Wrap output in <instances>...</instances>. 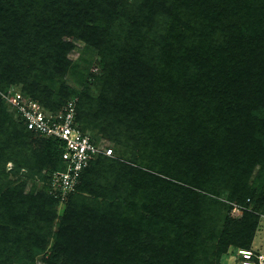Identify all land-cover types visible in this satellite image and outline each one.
<instances>
[{"label":"trees","instance_id":"obj_1","mask_svg":"<svg viewBox=\"0 0 264 264\" xmlns=\"http://www.w3.org/2000/svg\"><path fill=\"white\" fill-rule=\"evenodd\" d=\"M196 7L200 12L192 14ZM201 12L209 13L212 22L200 21ZM72 23L79 36H71L84 39L101 57L98 97L91 96L83 77L80 90L62 80L56 83L69 63L63 53L70 44L60 47L54 41L57 44L46 46L45 52L37 49L44 43L42 32L69 30ZM208 28L218 34L217 43L207 38ZM110 50L119 54L114 56ZM35 71L44 73L40 80L32 75H38ZM0 81L5 86L20 84L19 91L47 111H58L74 100L79 128L87 133L88 126L98 129L95 135L89 133L96 140L99 133L111 134L121 151L119 158L113 151L111 157L92 160L74 190L62 199L65 207L51 247L55 256L49 253L53 261L48 264H68L74 259L88 264L100 254L103 264H154L152 260L159 258L163 264L171 259L182 264L206 259L209 264L216 235L222 253L249 242L257 218L252 210H245L241 220L231 221L230 203L201 190L217 197L225 190L228 201L241 204L253 198L255 208L264 209L260 188L264 178L259 187L247 185L254 166L264 168V0H0ZM172 95L183 102L177 118H172L177 126L172 141L176 148L182 146L180 160L192 165L191 169L184 166L190 182L164 181L168 187L151 191L144 208L126 206L121 198L112 197V188L141 175L153 181L158 178L133 165L138 153L133 142L147 143L148 129L141 132L140 128L149 125L124 127L123 120L133 122L140 109L165 108ZM184 105H190L187 113ZM6 106L1 96L0 134L6 146L0 151V205L11 215L13 203L27 202L20 182L9 186L5 172L16 148L19 155L24 154V165L29 159L36 165L38 157L51 161L45 192L31 196L24 212L36 211L37 217H43L46 211L51 218L54 204L63 202L49 194L51 174L63 166L59 142L28 130ZM136 107L138 111L133 112ZM109 108L117 111L112 120ZM168 108L170 114L178 110L177 105ZM205 122L220 126L210 134L200 131ZM33 136L45 141L46 151L32 147ZM171 216L174 223L170 224ZM169 227L175 231L171 247L160 230ZM0 230L11 231L8 222L0 224ZM144 231L153 248L140 246ZM4 244L0 242L1 251ZM144 251L152 256L143 258ZM7 261L0 255V264Z\"/></svg>","mask_w":264,"mask_h":264},{"label":"rangeland","instance_id":"obj_2","mask_svg":"<svg viewBox=\"0 0 264 264\" xmlns=\"http://www.w3.org/2000/svg\"><path fill=\"white\" fill-rule=\"evenodd\" d=\"M26 2V0H24ZM27 4V3H26ZM40 5V4H35ZM200 12V9L197 7L195 8V11L192 14H197ZM201 18L200 21L204 23H208L211 21V15L206 12L200 13ZM212 22V21H211ZM75 25L72 23L70 25L69 30L60 31L62 29L58 30H46L44 33L41 34L44 35V37H41V41L44 39V43L42 46H37V49L40 51L45 52L46 46H52L58 45L61 47L64 43L70 44V47L63 53L64 57L69 61L67 63L66 71L63 73L61 79L57 80L56 83H60L61 80L65 85L74 87L77 90L82 89L83 85H81L82 77L83 81L87 83L89 87V92L91 96L98 97L100 93L101 84L100 81L97 80V77L101 76L103 72V65L101 63V57L99 55V52L92 47V45H87L86 41L79 37H73V36H79V32L75 31ZM74 29V30H73ZM207 30L208 35L207 38H209L214 43L218 42V34L215 35L212 29L208 28ZM73 30V31H72ZM53 31H56L55 33H52ZM72 31V32H71ZM73 35V36H71ZM217 36V38H216ZM221 39V36H220ZM54 41L57 42L54 44ZM210 41V42H211ZM37 41L33 40L31 42L32 45H35ZM111 51V50H110ZM111 54L114 56L119 54L117 51H111ZM114 62V60H112ZM45 63H47V60H45ZM111 65V64H110ZM109 65V66H110ZM4 69V66H3ZM48 69V68H47ZM52 70L49 68L48 72L53 73ZM191 70L189 71V73ZM36 74H32L35 78L40 80L42 77L39 75H42L44 73H40L39 71H35ZM13 75V74H12ZM55 78H57V74L53 75ZM208 77V76H207ZM205 77V79H207ZM0 97L2 94L7 93L9 89H18L21 88L20 84H12V85H6L0 81ZM172 100L167 101L165 104V108L168 105H172L173 108L177 105L178 110L174 108L173 113L170 114V108L159 109L155 108L153 111H145L139 110L138 107L135 108L136 117L134 118L133 122L124 121L123 126L125 127L127 124L133 125L138 127V125H143L147 123V128L144 129V127L140 128L141 132H145L147 129V133L145 135L146 144L145 142L134 141L135 143V151L138 152L135 154L134 159H136L135 163L133 165L137 168L142 169L144 172L148 173V176L154 175L158 180L154 179L155 181L151 180V178L142 177L143 175L139 177H134L132 179H127L126 183H120L117 188H113L109 191L110 194H112V197H119L122 200L120 202H123L126 206H132L135 205L137 208H144L143 206L147 204L148 201V195L151 194V191L153 190H163L167 188L168 186L165 185L167 181H179V182H190L191 177L188 175H185L184 166L191 169L192 165L185 164L180 160L179 153L182 151L181 147L176 148L174 144L173 138L176 132V123L173 121V117L177 118V112L181 110V107L183 106V102L180 101V97H176L174 95ZM136 103H139L137 101ZM135 103V104H136ZM130 108V107H128ZM190 105L187 107V105H184V108L182 109L187 113L189 111ZM6 110L12 114V117L14 119H17L13 112L10 110L8 106H6ZM109 111H111L110 120L116 116V108H109ZM129 110V109H127ZM131 110V108H130ZM164 110V111H163ZM166 113V114H165ZM171 115V119H169V116ZM122 120V119H121ZM107 122V121H106ZM206 125H203V127H200V131H203L205 129L210 134H212V129L215 128V126H220V124H217L213 122L212 124H209V122H205ZM208 124V125H207ZM207 126V128H206ZM115 129H117V126L114 125ZM98 128V127H97ZM139 128V127H138ZM114 129V130H115ZM87 130L92 135H95L96 131L98 129L92 127H87ZM139 131V132H140ZM106 134V133H105ZM103 133H99L97 137L99 139L104 140L105 144L109 145L116 156L119 158L121 156V151L118 149V146L115 144V139L108 135H105ZM133 134V133H132ZM187 136V133L185 134ZM30 144L35 150H43L46 151L45 141L41 139V137H34L30 138ZM186 143V139L183 140V144ZM195 147H198V141H194ZM6 146L5 137H3L2 134H0V151ZM16 149V148H15ZM13 150L11 153V161L6 163L5 172L8 174V180H10L11 184L9 186H17L20 182L21 193L26 198L27 202L19 203L15 205L13 203V214L9 215L8 212L5 210V206L3 204L0 205V224H3L5 222H8V226L11 231L7 233H3L4 230H0V242H4V249L3 251L0 250V255H2L3 259L8 258V261L6 264H48L52 260V257H50L49 253H53L54 251L51 249L53 242L55 240V233L59 227L62 214L64 211V201L62 198H59L60 201L57 204H54V216L51 218L49 217V214H47L46 211H44L43 217H37L36 211L28 210L26 213L25 209L28 206L30 200L33 199L31 196L43 193L45 192V180L46 175L49 170V161L48 159H45L43 157H38L34 161L29 159L28 165H24L23 162V153L18 154L16 150ZM41 151V153L43 152ZM45 153V152H44ZM264 178V168L260 165H255L251 174L248 176L247 179V185L249 188L252 187H259L261 182V179ZM165 181V182H164ZM13 183V184H12ZM169 185V184H168ZM262 186L260 188H263V199H264V184H261ZM112 187V186H111ZM158 188V189H157ZM115 191V192H114ZM201 193H205L209 196L218 198L226 203H230V209L228 211V217L229 220H241L243 217V213L245 210H249L256 215V224H255V230L250 237L249 242L245 246H231L229 247L224 253L221 252L222 247L216 241H218L219 235L215 236V245L211 248L209 251L212 255V261L209 264H241L242 256L238 254L239 249H249L253 253L256 254L254 259L259 262V255L264 256V209L257 210L255 208L254 199L250 198V200L246 199V204L244 203H237V202H230L227 199V192L225 190H220L219 196H215L212 194H209L208 192H205L204 190H201ZM49 194H53L49 190ZM53 197H56L53 195ZM33 207V206H32ZM51 207V206H49ZM35 207H33L34 209ZM36 209V208H35ZM34 209V210H35ZM256 209V211H255ZM49 210V208H48ZM144 215H148L147 212L144 210L141 211ZM51 215V214H50ZM192 215H195V213H192ZM173 216H171V223L173 222ZM223 222V221H222ZM212 225V223H211ZM224 224H221L218 228L222 230V226ZM153 226V225H152ZM158 226V225H157ZM156 225L153 226V228H157ZM159 227V226H158ZM160 229V228H159ZM209 229V228H208ZM162 230L161 233H163V236L165 237L166 244L171 247L174 239H175V231L169 227L160 229ZM199 231H202L200 229ZM154 233V231H152ZM7 236H6V235ZM210 233H206V235H209ZM202 236L204 235L201 234ZM237 236V235H236ZM8 237V240L4 241L3 238ZM44 241L42 242V240ZM158 239V238H156ZM155 239V241H156ZM220 239V238H219ZM152 241L151 237L145 233H143L140 241V246L143 248V246H151L149 242ZM153 244V243H152ZM154 246V244H153ZM211 246V244H210ZM6 247V248H5ZM152 247V246H151ZM1 248V247H0ZM153 248V247H152ZM237 251V252H236ZM164 253V252H163ZM209 254V255H210ZM143 258H148L152 256V253L149 251L142 252ZM214 255V256H213ZM101 254L98 256V259L95 261H89L88 264H103L102 261L99 259ZM207 258V257H206ZM66 258H62L61 262H64ZM152 260V259H151ZM175 259L169 260L167 264H182L180 261H174ZM68 264H78L77 260L68 261ZM154 264H163V259H155L152 260ZM207 264V261L205 259L204 262L198 261L197 264Z\"/></svg>","mask_w":264,"mask_h":264},{"label":"built area","instance_id":"obj_3","mask_svg":"<svg viewBox=\"0 0 264 264\" xmlns=\"http://www.w3.org/2000/svg\"><path fill=\"white\" fill-rule=\"evenodd\" d=\"M3 99L25 127L39 135L54 138L59 142L63 166L54 170L50 177L49 190L64 198L74 190L81 172L98 156H113L112 148L83 132L76 120L75 101L69 100L58 111H47L39 102L24 96L19 89L2 94ZM241 264H264V256H256L249 249H239Z\"/></svg>","mask_w":264,"mask_h":264}]
</instances>
